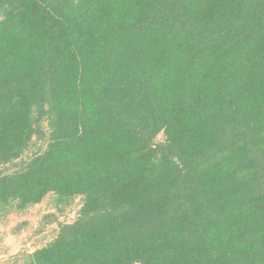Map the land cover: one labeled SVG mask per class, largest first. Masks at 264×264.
<instances>
[{
  "label": "trees",
  "instance_id": "16d2710c",
  "mask_svg": "<svg viewBox=\"0 0 264 264\" xmlns=\"http://www.w3.org/2000/svg\"><path fill=\"white\" fill-rule=\"evenodd\" d=\"M49 192L27 264H264V0H0V204Z\"/></svg>",
  "mask_w": 264,
  "mask_h": 264
},
{
  "label": "rangeland",
  "instance_id": "374dc122",
  "mask_svg": "<svg viewBox=\"0 0 264 264\" xmlns=\"http://www.w3.org/2000/svg\"><path fill=\"white\" fill-rule=\"evenodd\" d=\"M164 137L160 133L156 140ZM81 204V196L62 199L53 192L24 208L14 200L0 204V264H27V255L51 241L59 223L72 222Z\"/></svg>",
  "mask_w": 264,
  "mask_h": 264
}]
</instances>
